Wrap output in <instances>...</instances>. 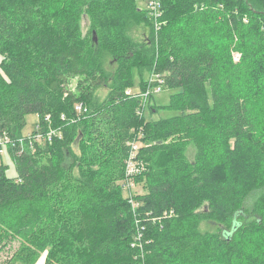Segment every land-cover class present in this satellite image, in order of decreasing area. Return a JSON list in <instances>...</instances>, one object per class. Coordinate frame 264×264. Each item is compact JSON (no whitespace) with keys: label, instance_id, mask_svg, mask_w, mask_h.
<instances>
[{"label":"trees","instance_id":"16d2710c","mask_svg":"<svg viewBox=\"0 0 264 264\" xmlns=\"http://www.w3.org/2000/svg\"><path fill=\"white\" fill-rule=\"evenodd\" d=\"M158 1L150 22L137 0H0V137L25 138L29 114L63 133L34 152L8 148L18 175L0 165V264L44 253L46 264H264V0ZM133 21L153 27L144 44L127 34ZM102 50L119 65L112 77ZM134 68L178 89L167 107L179 115L145 120L127 94ZM141 134L133 182L145 193L131 202L120 182ZM204 221L222 228L204 233Z\"/></svg>","mask_w":264,"mask_h":264},{"label":"rangeland","instance_id":"374dc122","mask_svg":"<svg viewBox=\"0 0 264 264\" xmlns=\"http://www.w3.org/2000/svg\"><path fill=\"white\" fill-rule=\"evenodd\" d=\"M136 5L138 8L141 9L142 13L146 15V17L149 19L150 17V12H149V0H137ZM150 21V19H149ZM151 22V21H150ZM91 21L85 19L82 21V29L84 34H89L92 36V29H91ZM127 34L128 36L132 39L134 43L137 44H144L151 36V32H153V27L146 23L145 21H133L132 25L127 28ZM235 59H239V55H235ZM4 56L0 53V69L1 66L4 63ZM99 61L101 64L102 69L105 71V73L109 76L112 77L115 71L118 68V64L115 62L114 57L105 50L100 51L99 55ZM156 64V63H155ZM156 68L158 69L161 66V62L157 63L155 65ZM156 72L154 69L153 70H145L142 71L139 68H134L132 70V91L133 93L140 94L143 91H145L147 87V81L150 79L152 74ZM83 77H75L71 80V88L74 90L75 87L78 85V81L82 79ZM111 82L107 86L100 87L95 90L94 97L91 100V103L93 105L98 106L99 104L103 103L104 100L108 98V95L110 93L111 89ZM144 88V90H143ZM129 89V88H128ZM127 89V90H128ZM126 90V91H127ZM178 89H171L167 88L166 86L163 87V90L161 92H153L145 109H144V118L146 121H158L161 119H168L175 117L179 115V112L173 109L168 108L167 106L170 103V98L171 96L176 93ZM264 106V104H263ZM264 112V111H263ZM26 126L23 130L24 135H29L32 132H34L37 128V125L39 124V116L37 114H29L26 116ZM259 122L261 126V138L259 137L262 146L264 147V113L259 114ZM147 135V131H146ZM140 137L142 140L144 139V136L141 134ZM149 142L146 138V140H143V142L140 143V145H143V143ZM43 145V144H39ZM85 145L82 143H79L77 145L71 144L72 151L80 154L82 151L83 147ZM41 147V146H40ZM187 158L189 160H194L195 154H196V148L194 144H191L190 146L187 147L186 152H185ZM3 164L6 167V175L9 178H15L17 177V168L14 163V160L12 156L10 155L9 151H5V154L0 157V165ZM123 185V182H120ZM121 188L123 190V195L128 197L130 194H134L136 196H139L143 193H145V188H144V183L143 182H137L136 179L134 180V183L129 190L127 187L124 188V185ZM261 191H259L260 195ZM257 194L253 195L252 198H250L249 202L245 204V207L251 208L253 206V202ZM222 226L220 224H217L215 222H210V221H204L200 224V230L202 232H216L220 231ZM47 253L42 254L38 260L36 261V264H41L43 263V260L46 259ZM31 262H15L14 264H30ZM46 264V263H44Z\"/></svg>","mask_w":264,"mask_h":264},{"label":"built area","instance_id":"2783aa9c","mask_svg":"<svg viewBox=\"0 0 264 264\" xmlns=\"http://www.w3.org/2000/svg\"><path fill=\"white\" fill-rule=\"evenodd\" d=\"M149 12L150 16L154 19H158L161 14V5L158 0H149ZM156 28H159V24H156ZM146 90L140 94L133 93L132 89H128L127 94L135 97H139L142 101V113L144 114V109L152 95L153 92H161L163 87H165L164 77L157 72H154L150 79L146 82ZM77 113L85 112L86 109L82 103H77L75 105ZM64 119V116H62ZM49 121V117H47ZM63 133L61 129L49 127L46 131L43 130L41 125H37V128L34 132L29 135H26L25 138L19 140H12L10 137L3 135L0 137V157L5 154V151H8V148L11 147L16 149L17 155H21L29 147L33 152L36 150V144H46L52 143L55 139L62 138ZM140 153V141L134 140L130 143V152L125 165V177H124V188L131 189L133 185L134 177L143 173L146 169L144 162L139 159ZM130 199L132 194L129 195ZM132 202V199H131Z\"/></svg>","mask_w":264,"mask_h":264},{"label":"crops","instance_id":"0c3cea01","mask_svg":"<svg viewBox=\"0 0 264 264\" xmlns=\"http://www.w3.org/2000/svg\"><path fill=\"white\" fill-rule=\"evenodd\" d=\"M45 263V259L43 260V263L41 262V264H44Z\"/></svg>","mask_w":264,"mask_h":264},{"label":"bare ground","instance_id":"6f19581e","mask_svg":"<svg viewBox=\"0 0 264 264\" xmlns=\"http://www.w3.org/2000/svg\"><path fill=\"white\" fill-rule=\"evenodd\" d=\"M76 117V116H75ZM70 118V117H69ZM66 122V121H65Z\"/></svg>","mask_w":264,"mask_h":264}]
</instances>
